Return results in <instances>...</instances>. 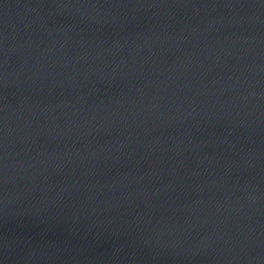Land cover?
<instances>
[{
	"label": "water",
	"instance_id": "water-1",
	"mask_svg": "<svg viewBox=\"0 0 264 264\" xmlns=\"http://www.w3.org/2000/svg\"><path fill=\"white\" fill-rule=\"evenodd\" d=\"M0 264H264V0H0Z\"/></svg>",
	"mask_w": 264,
	"mask_h": 264
}]
</instances>
